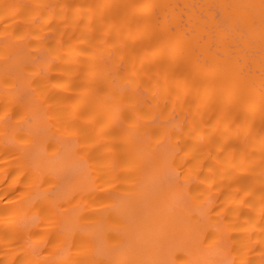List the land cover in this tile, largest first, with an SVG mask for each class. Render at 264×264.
<instances>
[{
	"label": "bare ground",
	"instance_id": "1",
	"mask_svg": "<svg viewBox=\"0 0 264 264\" xmlns=\"http://www.w3.org/2000/svg\"><path fill=\"white\" fill-rule=\"evenodd\" d=\"M0 264H264V0H0Z\"/></svg>",
	"mask_w": 264,
	"mask_h": 264
}]
</instances>
